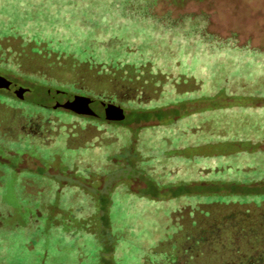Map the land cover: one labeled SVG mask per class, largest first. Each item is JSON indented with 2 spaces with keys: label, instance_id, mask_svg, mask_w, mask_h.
<instances>
[{
  "label": "rangeland",
  "instance_id": "obj_1",
  "mask_svg": "<svg viewBox=\"0 0 264 264\" xmlns=\"http://www.w3.org/2000/svg\"><path fill=\"white\" fill-rule=\"evenodd\" d=\"M200 14L208 17L205 33L215 37L201 40L199 26L196 31L183 28L185 16ZM127 62L140 82L144 69L150 77L147 86L135 87L113 79L109 89L118 100L129 97V87L143 90V99L153 97L155 104L157 89L164 85L159 91L164 105L173 102L176 109L154 107L145 115L125 99L120 104L128 126H122L52 105L62 101L49 88L71 93L75 82H95L88 80L89 72L75 73L79 66L100 65L99 86L107 75L105 65ZM19 66L28 70L19 71ZM167 72L176 76L170 79ZM0 75L27 87L25 99L0 90V122L15 113L55 120L49 125L55 134L50 142L16 132L20 124L11 118L7 128L14 129L15 138L7 139L0 128V235L12 234L8 246L13 256H28L21 238L34 218L42 229L38 243L52 252L49 264H106L95 251L103 246L107 225L119 242L113 264H143L142 255L150 256L153 244L180 226L173 236L179 249L176 264H236L239 244L227 240L224 246L208 231L234 212L264 205V0H156L153 5L149 0H0ZM112 112L104 110L105 116ZM101 120L109 128H124L120 146L113 136H94V127L105 126ZM146 132L151 138L145 150L160 146L155 152L161 153V162L175 161L182 181L199 179L200 169L216 173L217 167L218 174L231 179L211 182L207 193H196L199 202L173 204L167 198L171 190L185 191L184 182L153 197L154 185L142 189L151 173L137 167L142 159L152 162L156 156L150 152L143 157L131 145V138ZM112 148L115 152L107 156ZM130 159L132 170L116 169ZM91 168L98 173L89 176ZM237 184L244 188L234 191ZM45 190L48 202H39ZM209 195L242 201L199 204ZM89 226L86 257L78 255L81 246L69 243L63 230ZM167 247L169 251L173 244Z\"/></svg>",
  "mask_w": 264,
  "mask_h": 264
},
{
  "label": "trees",
  "instance_id": "obj_2",
  "mask_svg": "<svg viewBox=\"0 0 264 264\" xmlns=\"http://www.w3.org/2000/svg\"><path fill=\"white\" fill-rule=\"evenodd\" d=\"M149 1L151 2V5L155 4V2H156V0H149ZM183 19H185L184 22H183V28L184 29H186V26L188 25L189 28H191L192 30L196 31V29H195L196 26H199V31H197V32H198L199 38L201 40H204V39L206 40V38L209 39V37H215L214 35H209V34L205 33L206 26L208 24V17L206 15L200 14V15H197V16H194V17L189 15V16H185V18H183ZM183 34H188V33L185 30V31H183ZM190 36H194V35H190ZM209 44H212V43L209 42L205 46H208ZM32 60H34V59L32 58ZM40 64H41L40 61H36V67H40ZM102 65H105V64H102ZM100 67L101 66L99 65V66H96V68H93V69L88 68V67H87L88 69H86L84 67H80L79 66L75 70V73H78V74L81 73L82 74V73L89 72L88 73V75H89V79L88 80L91 81V79H92V81H95V82L94 83L90 82L89 84H87V83L79 84V83L75 82V86H74L73 91L77 92V93H80V94L92 93V95L96 94V95L101 96V97H105V98L109 97V98L114 99V97H113L114 93H112L111 89H109L110 88L109 84H110V82H112L113 79L123 80L125 82V84H127V85L134 84V87H135V86H137V84H140V85L144 84L145 86H147V82L149 81L148 77H150L149 70L144 69L143 70V74L141 76V77H143V79L140 82L138 79H136L137 76L135 75L134 65L129 64L128 62L125 65H120V63L117 64V65L116 64L105 65L104 67H106V69L103 70V71L106 72L105 74H107V75H104V80L101 81L99 83V86H98V83H97L96 79L98 77L103 76L101 74L102 70L97 71V68H100ZM118 68H120L121 70H117ZM22 70H28V69L25 66H23V67L19 66V71H22ZM152 76H154V75H152ZM166 76H168L170 79H173L176 75L174 73H172V72H167ZM121 77H122V79H120ZM102 85L106 86L107 89H105V90H101V88L99 89V87H102ZM172 86L175 88V83H172ZM160 87H161L160 90L157 89V91H158L157 95L158 96L154 97V98H157L156 99L157 102L155 104H152V100H153L152 98L153 97L148 102L145 99H141L140 101H138L139 99L138 100L131 99V101H128V102H132V104H134V106L136 108H138L139 110H144V112H145L144 114L145 115H148L149 111L151 110V108H154V107H157V108L159 107L158 109H160V110H158V111H163V112L168 110V109H170V110L176 109L174 106H172L173 104H170V103H173V102H170V101H168L170 103L166 102L169 105L165 104L168 108L164 109V107H165L164 99L165 98L162 99V96L160 95L164 85H162ZM174 88H173V91L175 93L176 89H174ZM142 91L143 90H141L139 92H142ZM159 91H160V93H159ZM155 93H156V91H155ZM0 107L2 108L1 110H3L4 105L1 103ZM164 116H163V118H164ZM145 117H147V116H145ZM10 118L9 119L7 118V121L6 120H2L3 122H0V128L3 131V134H4L3 136H5L7 139L12 140L13 138H15L12 135V133H14V132H11L7 128ZM159 119H161V117ZM140 121H142V120H140ZM144 121L145 122H147V121L149 122L150 120H146L145 119ZM102 123L105 125L104 128H100L99 129V128L93 126L95 128V130H96V133L94 134V136H97V137L100 136L101 138H103L105 135L108 138L113 136L112 141L115 142L116 146L117 145L120 146L121 143H122L120 137L125 136V134H123L125 132L124 128L123 127H119V128L118 127H114V128L110 127L109 128L106 125L107 124L106 121L105 122L102 121ZM118 123H120L122 126L124 124H126V126H128V124L125 123V119L124 120H120ZM132 124H129V125L131 126ZM72 125H74V124H71V126ZM86 126L88 127L89 125H86ZM90 126H92V125H90ZM141 126H146V125H140L139 127H141ZM119 135H120V137H119ZM138 138L139 139L131 138L132 139L131 141L133 143L131 145L137 146L136 148L139 150V153H141V155H143V157L147 156L150 152H151V154L156 156V159L153 160L152 162L145 161L144 159H142L141 163L138 164V167H137V170H141L140 168H142L143 171H145L147 173H151L153 178L149 179L150 177H148V178L146 177L145 180L143 179L145 181L144 182L145 183V187L142 188V189H148L150 185H154L155 188H156V191H155V193H153V195H154L153 197H159L160 194L161 195L164 194V192H166L168 188L169 189H176L177 185H179L180 183L184 182L185 191L176 193V192H172V190H171V192H169L166 195L167 198L171 199L173 204L175 203L174 201H178V202L181 201L184 204L189 203V202H199L201 200L198 201L197 198H194L196 193H199L200 195L204 194V193H207L208 192L207 191L208 187H212V184H210L211 182H226L229 179H231V177H232L230 174H227V173L218 174V173H221V169H219L217 167V170H216L217 172L216 173L210 174V172H211L210 170L211 169H209V170L208 169H200L201 174H200V178L199 179H197V180L196 179H194V180H189L188 179L187 182L184 181V180L182 181L181 176L176 174V171L178 169L175 168L176 165H177V163L175 161H170V162H167L166 164L161 162V159H162L161 153L159 154V153L155 152V148L156 149H161L160 146H158L156 144L153 145V147L150 148V149H152V151H150L149 153H148L149 149L145 150V149H147L146 147L150 144V142H149L150 141L149 138H151V133L150 132L143 133ZM99 142H101V143H99L100 145L103 144L102 140L99 141ZM65 143H67V141ZM99 144L94 146V147H98ZM101 146L104 148V145H101ZM114 152H115L114 148H112V150L110 149L109 152H107L106 155L107 156H109L108 154L112 155V153H114ZM110 161H112V160H110ZM132 162H134L132 159H130V161H127V162L125 161L121 165V167H119V168L117 167L116 169H120L123 166H129L130 169H131L133 167L131 165ZM110 164L111 163L108 162L106 167H108V165H110ZM99 168L101 170V172L99 174H102V169H101V167H99ZM103 169L106 170L107 168H103ZM116 169H114V170L116 171ZM170 169H171V171H169ZM95 170H96V168H91V170H89V172H88L89 176H92V175L98 173V172H95ZM108 171L111 172V170H107V172ZM157 171H158V173H160L162 175V177L158 176ZM222 171H223V169H222ZM85 173H87V172H85ZM193 182H197L198 184L193 183ZM224 187H225V185L222 186L223 189L220 190V191H223L225 189ZM239 187H241V188L243 187L244 188V185H241V184L238 185L237 184V185L232 186V189L237 192V191H239L238 190ZM196 188H200L199 192L196 190ZM251 188H255V187L253 186ZM157 193H159V194H157ZM46 194L47 193H46V190H45L43 192V194L40 195L41 199H39V202H43V203L48 202V197L49 196L46 195ZM221 198H222V200H219L220 198L214 197L213 195L212 196L209 195L207 198H205L206 202H201L199 204H201V205L202 204H211V203H217L218 201H221V202L242 201V200H238V199L232 200L231 197H227V196H224V197L221 196ZM202 201H204V200H202ZM92 209H95V207H93ZM99 210H100V208H99ZM102 212H103L102 213V215H103L102 218H103V220H105L106 217H107V209L103 208ZM1 226H2V224L0 223V227ZM180 227L175 229V230H173V231L172 230L169 231L167 235L163 236V239L159 238L158 241H156L153 244L154 246H152L150 248V253H151L150 256H152V259L148 255H144V256L142 255L141 262H143V264H176V261H177V258H178V250L179 249H178V246L175 244L173 236L178 232L177 230H179ZM81 228L82 229H74V230H72V229L69 230L68 229L67 231L63 230V233L65 234V237H67L68 240L67 239L66 240L69 243L73 242V244H74V242H77V245L81 246V248L78 251V255L79 254L81 255V254H84V253L86 255V253H87V255H86V257H87L88 254H89L88 247L90 248V246H89V243H88V240H87V236H85L86 235L85 234V230H87L88 232H91L92 230H91L90 226L87 227V228H85V227H81ZM27 229H28V231L23 232L22 233L23 237L21 238L22 241H24V240L26 241L25 246H26L27 250L29 251V254H28V256L26 255V257L23 256V257L16 258L15 256L12 255V253H11L12 248L8 246V244H10L9 241L11 240V236H9V235H12V234H9V235L4 236V237H1V235H0V238H1V240H0V264H30V263L32 264L33 262H35L34 259H35L36 256H41V259H39L38 262L35 263V264H49L48 261H47V258L50 257L52 252L43 249L40 246V243H38V240L40 238L39 234L42 233L41 224L40 225L37 224V220L33 218L31 220V222L29 223V226H28ZM109 229H111V228H109V225H107L105 227V229H104L105 230V236H104V238L102 240L103 246L100 247V249L96 250L95 252H97L99 255H102V260L105 261L106 264H113L114 263V254L117 253V248H118L119 242H118V239L114 241L113 236H111V234L109 233ZM171 244H173V248L174 249L172 248V249H170L168 251L167 250L168 249L167 246L168 245L170 246ZM1 251H2V253H1ZM6 251H8V253ZM89 256H90V254H89Z\"/></svg>",
  "mask_w": 264,
  "mask_h": 264
},
{
  "label": "flooded vegetation",
  "instance_id": "obj_3",
  "mask_svg": "<svg viewBox=\"0 0 264 264\" xmlns=\"http://www.w3.org/2000/svg\"><path fill=\"white\" fill-rule=\"evenodd\" d=\"M13 82L22 85L17 81H13ZM23 87L27 89V87L25 86ZM1 89L9 90L7 88H0V90ZM127 89L131 95L129 94V97L125 98L126 101H131V99H136V100L143 99V97L145 96L144 92L139 93L137 89H133L129 87ZM9 91L17 96V94L14 93L13 91L11 90ZM71 93L83 96V94L74 91L73 92L71 91ZM94 97L105 100L107 102H112L115 104L118 103V105H121L120 103L123 104L125 102L124 101L125 99L123 98L118 100L119 96L117 95V93L113 95L114 99L109 97L105 98L98 95H95ZM22 99H25V95L24 98ZM61 101H62L61 106L57 104L58 102L55 103L54 100L52 102V105L55 107H63L64 109L73 111L77 114H80L81 116H89V117L103 119L87 113H80L72 108L67 107V105H69L70 103L67 102L66 100H61ZM125 114L127 115L126 111ZM15 121H17L18 124H20V127H18L17 130L15 131L23 135L40 137L44 140V142H50L52 137L55 136V134H53V130L49 129V125L55 121L54 119L51 118L43 119L41 116L26 117L15 113L14 115H12L11 122H15ZM15 131L14 129H11V132H15ZM214 225L216 226V229L208 232H211V234H213L212 237L216 238L217 242H222L224 246H226L227 240H231V242H228L229 244L234 243L235 246L239 244V246L236 249L237 250L236 253H234L236 264H264V205L263 204L261 207H256V206L254 208L246 207L241 211L234 212L233 214H230L222 218V220L216 222ZM192 252L193 251H191V253Z\"/></svg>",
  "mask_w": 264,
  "mask_h": 264
},
{
  "label": "water",
  "instance_id": "obj_4",
  "mask_svg": "<svg viewBox=\"0 0 264 264\" xmlns=\"http://www.w3.org/2000/svg\"><path fill=\"white\" fill-rule=\"evenodd\" d=\"M0 88H7L17 94L18 97L24 98L26 88L22 85L14 83L5 76L0 75ZM48 91L60 100H66L70 104L67 107L72 108L80 113H87L100 118H107L112 120H124L126 118L125 110L121 105L107 102L105 100L96 98L94 96H80L74 93L58 90L56 88H49ZM111 109L113 112L107 116L104 110Z\"/></svg>",
  "mask_w": 264,
  "mask_h": 264
}]
</instances>
